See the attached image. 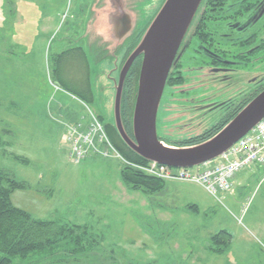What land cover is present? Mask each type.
I'll use <instances>...</instances> for the list:
<instances>
[{
    "label": "rangeland",
    "instance_id": "obj_1",
    "mask_svg": "<svg viewBox=\"0 0 264 264\" xmlns=\"http://www.w3.org/2000/svg\"><path fill=\"white\" fill-rule=\"evenodd\" d=\"M164 1L128 0L129 14L115 16L111 4L94 10L93 3L86 19L83 0H0V169L26 183L12 192V204L35 218L87 225L95 264H264V168L244 172L218 198L186 181H172L159 195L129 188L116 157L89 156L74 164L66 151L55 117L63 95L56 72L76 84L87 80L88 67L78 50L61 62L57 55L86 26L95 101L72 124H90L88 109L102 122L114 121L124 63L111 22L124 14L129 28H146ZM190 55L182 57L183 80L166 86L160 104L157 131L167 144L202 133L264 85L263 62L225 78L210 66L194 68ZM192 199L198 211L176 209ZM221 230L230 233V245L215 253L208 249L210 237Z\"/></svg>",
    "mask_w": 264,
    "mask_h": 264
},
{
    "label": "trees",
    "instance_id": "obj_2",
    "mask_svg": "<svg viewBox=\"0 0 264 264\" xmlns=\"http://www.w3.org/2000/svg\"><path fill=\"white\" fill-rule=\"evenodd\" d=\"M147 27L136 30L120 46L119 49L122 50L121 65L125 63V60L139 44ZM182 49L183 45H181L179 53ZM75 50L79 51V56L83 57L88 67L85 54L79 46L59 53L57 55L59 61L61 62L70 53L74 57ZM98 58L102 59L101 54ZM179 60L173 67L167 81L166 86H169L170 89L183 80ZM141 63L142 56L133 62L125 78L122 94L121 118L125 130L130 136H132L133 109L137 96ZM87 69V80L76 84L65 78L62 79L59 69L56 75L60 80L58 84L60 88L79 97L85 103H93L95 94L91 84L90 68ZM263 88L264 85H261L256 90L251 91L246 97L234 104L220 121L202 133L184 139L168 140V143L174 146H190L206 141L220 131ZM97 119L103 125L116 150L130 162L129 164L122 162L120 166L119 173L122 181L129 188L144 193H156L163 190L168 181L148 175L131 165L132 163L147 164L149 161L137 154L124 142L114 121H104V123L101 121L104 120L102 115H99ZM159 138L163 141L166 140L160 135ZM25 185L24 181L17 180L10 172L0 169V264H82V261L88 259L91 262H87V264H95L94 255H98V253L95 249L94 236L87 225L35 218L27 211L12 204V192ZM193 206L187 208L192 209ZM230 240V233L221 230L211 236L209 249L215 253H221L228 249Z\"/></svg>",
    "mask_w": 264,
    "mask_h": 264
},
{
    "label": "water",
    "instance_id": "obj_3",
    "mask_svg": "<svg viewBox=\"0 0 264 264\" xmlns=\"http://www.w3.org/2000/svg\"><path fill=\"white\" fill-rule=\"evenodd\" d=\"M202 1L165 0L139 44L126 59L120 70L119 80L116 82L114 124L118 133L141 157L161 165L194 167L214 160L248 134L264 118L263 88L220 131L202 143L174 146L159 138L158 113L167 81L173 67L180 59L181 45ZM93 3L96 2L93 0L91 6ZM103 3L112 5L109 12L113 16L123 11L129 14L128 0H97L94 10L100 4L103 10L105 8ZM129 23L128 16L124 14L111 22L110 30L114 35L117 34L119 47L136 30L144 29L140 27L133 30L129 28ZM92 24L93 22L90 21L88 29L92 28ZM85 27L84 30H87ZM139 56H142V63L133 109L132 136H130L122 123L121 102L125 78Z\"/></svg>",
    "mask_w": 264,
    "mask_h": 264
},
{
    "label": "flooded vegetation",
    "instance_id": "obj_4",
    "mask_svg": "<svg viewBox=\"0 0 264 264\" xmlns=\"http://www.w3.org/2000/svg\"><path fill=\"white\" fill-rule=\"evenodd\" d=\"M83 1L85 15L93 0ZM182 45L181 69L188 52L194 68L210 66L225 78L264 63V0H203Z\"/></svg>",
    "mask_w": 264,
    "mask_h": 264
},
{
    "label": "built area",
    "instance_id": "obj_5",
    "mask_svg": "<svg viewBox=\"0 0 264 264\" xmlns=\"http://www.w3.org/2000/svg\"><path fill=\"white\" fill-rule=\"evenodd\" d=\"M88 110L90 124L85 126L81 122L66 125L64 145L72 163L80 164L89 156L96 155L101 158L116 157L129 164L130 162L113 146L103 125L93 112ZM131 165L161 180L198 184L218 198L219 194L232 190L235 177L240 172L254 165H264V118L221 156L201 165L171 167L155 162Z\"/></svg>",
    "mask_w": 264,
    "mask_h": 264
},
{
    "label": "crops",
    "instance_id": "obj_6",
    "mask_svg": "<svg viewBox=\"0 0 264 264\" xmlns=\"http://www.w3.org/2000/svg\"><path fill=\"white\" fill-rule=\"evenodd\" d=\"M84 31V30H83ZM83 31H81V33L78 35V37L74 38L73 40H69L71 42V45L70 46H66L64 50L66 49H69L71 47H81L84 54H85V57H86V60L88 62V67L90 68V73H91V66H90V59H89V56H88V51L85 49V46L87 47L88 45V42H89V34H86L83 33ZM85 34V35H84ZM70 38V37H68ZM69 41L66 42V39H63V42L64 43H69ZM66 45V44H65ZM101 50V46H99L96 50V52H100ZM62 51V52H63ZM91 84H92V88H93V83H92V78H91ZM60 92H62V98H60L57 102H56V108H55V111H56V118H57V123L61 122V126L60 128H62L63 132L66 133V125L67 124H72L74 122L77 121V118L78 116L82 115L83 114V111L84 109L86 108L85 104L79 99V97L77 96H74L73 94L67 92L65 89H62V88H57ZM65 96H68L70 98V100H67L66 98L68 97H65ZM73 101V102H72ZM85 107V108H84ZM261 168H264V166H252L242 172H240L236 177H235V180H234V184L236 183L237 180H239L240 182V179L239 177L241 175H243L244 172L247 173V175L251 174V175H256L258 174L259 172H261ZM245 173V174H246ZM264 177V176H263ZM172 181H168L165 185V187L163 188V190L161 191H164L165 189L167 190L168 188L172 187ZM156 192L157 193H160L159 195H161L163 192ZM194 199H192L191 201H188L186 203H182L180 205V207H176L177 210H180L181 213L183 214L184 212L187 211V207L188 206H192L194 205L193 207H191L192 209H188V210H194V211H198L199 209V205L197 203V201H193ZM211 239V237H210ZM209 246H210V243H209ZM209 246H208V249H209Z\"/></svg>",
    "mask_w": 264,
    "mask_h": 264
}]
</instances>
